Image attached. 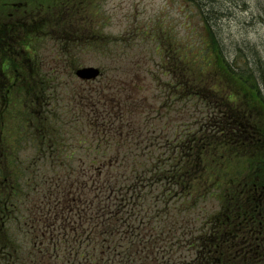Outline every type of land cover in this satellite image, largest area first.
Masks as SVG:
<instances>
[{
	"label": "rangeland",
	"instance_id": "374dc122",
	"mask_svg": "<svg viewBox=\"0 0 264 264\" xmlns=\"http://www.w3.org/2000/svg\"><path fill=\"white\" fill-rule=\"evenodd\" d=\"M20 1L31 2L32 6V0ZM83 2L56 0L53 5L56 7L46 9L43 13L49 12L54 16L49 22L29 23L24 21L26 16L23 12L16 14L22 19L20 23L8 22L4 16H8L11 9L0 7V66L8 58L15 64L14 68H4L5 72L0 74V80L6 82L0 85V148L3 156L0 162L1 172L9 179L8 184L0 185V213L9 211L5 227L0 217V225L3 226L0 228V241L10 246L7 250L9 255L17 257L16 264L29 262L30 257L38 258L41 255V250L35 246L38 225L34 218L38 220L42 217L40 211L44 209L45 203L51 204L53 208L50 221L53 223L60 218L58 229L65 222L67 227L70 226L77 233L83 232L84 226H80L81 202L76 198L80 192L96 193V188L99 191L97 197L100 198H92L93 208L87 211L89 216L85 230L88 224H95L101 218H108L122 230L130 226L127 227V236L133 242L131 247L137 251L134 245L140 235H148L152 229H160L166 216L174 221L179 220L180 224H192L200 218V222L196 220V225L199 227L201 222L209 221L213 223L210 227L213 231L216 228L214 222L223 218L233 223L224 230L227 237L225 245H238L239 255L243 256L239 261L264 264V256L260 257L259 254L261 248L258 250L255 245L261 239L257 234L261 229L259 221L264 220V162H260L261 170L257 173L260 183L254 191L248 189L258 204L256 221L251 223L247 219L241 218L240 221L234 216L228 217V207L238 200L223 198L224 189L234 188L233 181L240 177L237 173L234 174L236 178L232 177V170L236 171L238 167L249 168L258 159H264V148L248 152L239 150L240 153L225 152L224 155L219 153L218 159L226 157L224 175L221 173V180L217 179L219 185H216L214 176L210 175L209 185L199 193L193 192V209L182 206L181 200L185 198L182 194L167 204L163 196V185L157 182L154 186L142 185L140 192L136 193L120 190L121 184L126 186L127 178L130 188L136 182L131 177L134 168L130 162L133 163L134 159L125 160L121 166L123 157L127 155L123 154L138 143L136 136L152 140L150 143L142 142L139 146L138 150H145L146 155L145 160H135V167L153 170L164 160L162 153L165 151L163 143L166 137L158 136L160 128L164 127L165 132L173 134L172 137L180 126L187 131L201 129L206 108L200 100L187 103L178 97L171 110L165 109L164 104L166 92L168 94L170 90L165 85L173 82V74L166 71L173 68L175 56L185 62L187 59L192 60L211 40L205 22L206 15L209 19L210 15L213 18L209 21H212L215 40L226 60L234 66L244 67V64H248L258 75L264 76L261 74L264 73V0H210L208 9L204 7L203 12L202 7L199 8L196 3L189 4L182 0ZM64 3L67 4L63 6ZM64 24L74 25L79 33L70 32L68 29L71 26L64 28ZM28 35H36L35 40L32 36L29 39L30 51L23 48ZM13 48H19V54L12 55L10 49ZM88 66L101 69V77L85 81L76 74L77 69ZM22 73L28 76V80L35 78L30 83H23ZM261 80L264 84L263 78ZM170 88L172 93L176 91ZM231 95L237 101L236 104L231 103L233 107L229 106L232 114L243 116L244 111L248 112L246 109L249 104L251 114L261 117L257 111L264 112V108L259 105V101L249 100L247 103L242 97ZM115 105H119L124 115L118 118L119 121L113 122L118 132L111 138H103L111 146L103 144L99 148L92 147L94 136L99 137L101 131L99 123L96 128L93 125L96 121L93 117L96 113L94 108L98 113L104 108L114 109ZM131 129L133 133L127 135ZM202 130H206L205 126ZM202 130L198 136H201ZM173 140L172 145L175 143ZM53 142L58 148L55 151L50 150ZM147 145L149 147L145 149ZM117 148L123 150L120 158L116 154ZM73 151L74 168H70L68 154ZM104 151H107L108 158L102 160ZM5 152L7 157H4ZM53 152L55 154L52 157ZM249 152L257 154L256 160L247 154ZM97 155L102 162L114 157V162L105 166L103 175L81 173V165L89 166ZM68 171L75 177L70 178ZM108 173L118 176L115 195L108 194L110 185L108 182L104 184L110 178ZM148 177L146 175L145 179ZM84 186L85 189L81 191ZM136 194H140L139 199ZM133 195L135 198L130 200ZM200 195H203L202 198ZM244 197L243 194L239 199L242 204ZM53 199H60L67 213L65 217L63 212L56 210L58 207L52 205ZM129 201H135L137 205L130 208ZM129 210H136L137 215L130 217ZM222 232L217 231L216 236ZM234 232L241 233L237 240H234ZM60 236L66 238V234ZM86 237L93 240L90 242L93 254L95 246H99L93 256L96 263L78 257L80 262L75 264H111L106 260L109 258L106 249L113 242L107 238L109 234L103 235L101 230L96 235L90 232L89 237ZM70 239L61 244L65 245L67 251L72 250L73 256H78L77 251L85 252L86 243L80 247L81 243L75 240L78 238H74L75 241ZM121 241L113 243L120 246ZM187 248L186 244L181 249ZM62 249L59 248L60 258L55 257V261L66 260ZM140 254L143 256L132 264H152L157 261L151 255L146 256L147 253ZM123 258V254L113 257L117 264H127Z\"/></svg>",
	"mask_w": 264,
	"mask_h": 264
},
{
	"label": "trees",
	"instance_id": "16d2710c",
	"mask_svg": "<svg viewBox=\"0 0 264 264\" xmlns=\"http://www.w3.org/2000/svg\"><path fill=\"white\" fill-rule=\"evenodd\" d=\"M196 3L199 8L202 7L203 12L204 7L208 9V3H210V0H208V2L204 1V3L196 0ZM206 18L207 19H205V22L209 27L211 40L199 54L192 58V60L187 59L185 62L175 56L173 68H170L169 71H166V73L170 72L173 74V82L165 85L166 89L169 88L170 90L168 91V94L166 92L167 97L165 98L164 104L165 109L171 110L174 102L178 101V97L181 98V101L187 103H193L195 100H200L203 104V107L206 108V114L202 120L201 129L197 131H193V129L187 131L180 126V128L175 130L174 137H172L173 134H168V132H165L164 127L160 128L158 136L162 135L163 137H166L165 143H163V146H165V151L162 153L164 160L162 164L154 167L153 170H146V167H142V169L135 167V160L142 158L145 160L146 155L145 150H138L139 146L142 145V142L150 143L152 140H144L141 136H136L135 139L139 140L138 143L132 145V147H129L128 151L123 154L127 155L123 157L121 165H124L125 160L130 161L134 159L133 163L130 162V165L134 168L132 169L131 177L132 180H136V182L130 188L127 178L126 186L124 187L123 184H121L120 190L125 189L127 192L133 191L136 193L138 191L140 192L142 185L154 186L155 182H157L163 185V196L165 197L167 204H169L173 198L179 197L180 194H182L185 197L181 200L182 206L186 209H189L193 205L191 204L193 195L201 192L202 189H205L209 185L210 181H208V179L210 175L212 177L214 176L216 185H219L218 180H221L222 176L224 175V165H227L226 157H224L222 160L221 158H217L219 153L224 155L225 152L240 153L239 150L242 152H248L249 150L264 148V112L260 110L257 111V114L261 117L253 115L251 114L252 110L249 109V104H247L246 111L248 112L246 113L244 111L243 116H235L232 114V111L229 107H233L231 103L237 102L234 101L231 95L235 94L239 98L242 97V100H246L247 103L249 100H260L263 104L261 107L264 108V84L260 82L262 81L261 78L264 80V76L258 75L255 70L248 67V64H244V67L230 64V62L226 60L219 44L215 40L212 21H209L213 20V18H211V15L210 19L207 15ZM66 26H71L68 29L70 32L73 31L79 33L78 28H76L74 25H63L64 28H66ZM47 27H49V25H47ZM30 38L31 36L28 35L24 47L28 45ZM20 46H23V43H20ZM4 72L5 71L0 70V74ZM33 79L28 80V76L22 73L21 80L23 83H30L33 81ZM2 81L4 80H0V85L1 83L6 84V82ZM170 87H173L176 91L172 93ZM23 89L24 88L22 85L21 91H23ZM180 105L183 106V104ZM94 112L96 113L93 114V117L97 122L94 121L93 125L96 128L97 124L99 123L101 131L99 133V137L96 135L94 136V146L92 147L99 148L103 144L111 146V143L106 142L103 138H111L113 135H115L117 129L115 128L113 122L119 121L118 118H120L122 114L124 115V113L122 109H120L119 105H115L114 109L113 107L104 108L98 113L94 108ZM249 114L252 116H248ZM204 126L206 128L205 131L202 130ZM201 130L203 132L201 136H198V133ZM131 133H133V129L128 130L126 134L130 135ZM172 138H174V145H172ZM134 147L135 149L137 148V150L133 149ZM146 147L148 148L149 146L147 145L144 148L146 149ZM51 149L54 151L57 150L55 149V146H52ZM121 151L123 150L117 148L116 154L119 158L120 156H123ZM118 152L120 153L118 154ZM252 153L253 152H249L247 154L254 156L253 160H256L257 154L252 155ZM54 154L55 152H53L52 156H54ZM168 155L169 157L166 159ZM74 156V151L68 154V162L71 163V165H68V167L70 168H74L72 165V163L75 162ZM1 158L3 157L0 156V160ZM106 158H108L107 151H104L103 156L101 155V159L104 160ZM113 158H109L110 160L102 162V160L99 158V155H97L89 166L87 164L84 166L81 165L80 172H93L95 176L103 175L105 166L113 164ZM260 162H264V159H258L249 168L242 169V167H238L236 171L235 169L232 170V177H235V173H237L240 177L233 181L234 188L224 189L223 198H230L234 201H238L234 205L228 207V217L234 216L235 218L240 219V221L241 218L244 220L247 219L248 222L251 223L256 221L257 204L254 202L253 196H250L252 194H249L248 189L250 188L254 191L255 186L260 183V178L257 174L259 170H261L262 165ZM163 165L165 166L161 167ZM149 167H151V165ZM145 171L146 175H149L148 179H145ZM67 174L70 176V178L75 177L70 171H68ZM108 176L110 178L104 181V184H107L108 182L110 185L109 188L111 190L107 193H114L115 195V190H117L116 188L119 184L117 181L118 176H113L110 173H108ZM6 183L8 184L7 181ZM0 185H2L1 182ZM211 186H213V183ZM99 188L101 189V187ZM177 188H179V190H177ZM84 189L85 186L81 191ZM94 191L96 193L90 191L82 194L80 192L78 195L79 197L76 198L81 202V208H79V211L81 213L82 225L80 226L82 228L84 226V231L81 233H77L75 229H72L70 226L67 227L65 222L63 223V226H61V229H58L57 224L60 218L55 219L53 223L50 221L53 208L51 207V204L48 203L43 204L45 207L44 209L42 208V211H40L42 217L38 220H36V217L34 218L38 227L42 228V231H49L51 235L50 238L54 240L53 247H43L40 255L51 257L50 264H60L58 259L55 261V257L58 258V256H60L59 248L63 247L62 250L65 251H63V256H73L72 250L69 252L67 251L68 249H65V245H61L62 242L64 243V241H71L70 238L73 240L74 238H78L75 240L81 243L80 247H83L84 243L87 245L85 252L77 251L76 254H78V257H80L79 259L96 263V259H93V256H95L97 253L99 246H95V252L93 254L90 245V242L93 240L87 238L86 235L89 237L90 232H94L96 235L101 230L103 235L109 234V237L107 238H111L113 242L122 240L120 246L119 244H114L111 242L106 249V253L109 258H104V260H108V262L111 264H117V261H115L113 257H117L118 254H123V259L125 262L127 264H132L134 263V260L143 256L140 254L141 252L147 253L146 256L148 257L151 255L157 259V261H153L152 264H247L245 261H239L243 256L239 255L240 249L238 245H233L232 247L225 245V240L227 237L224 230L227 229L228 225H233V223L230 221H225L223 218L214 222L216 228L213 231L210 230V227L213 223L209 221L201 222L200 226L198 227L196 225V220L200 222V218L196 219L192 224L183 222L182 225L179 223V220L174 221L173 219L171 220L169 216H166L160 229H152L148 235L144 234L142 236L140 235V237L138 236L140 239H138V242L134 245V247H137V251L131 247L133 246V242L129 240L127 236V233H129L127 227L130 228V226H127L122 230L118 225H113L114 222L109 221L108 218L105 220L101 218L95 224H88L87 230H85L87 218L89 216L87 211L93 208L92 198H100V196L97 197L99 191H97L96 188ZM207 191L208 189L205 190V192ZM102 192L103 191L101 190V193ZM243 194L245 197L244 203L242 204L241 200L239 199ZM136 195L139 199L140 194ZM111 196L113 197V195ZM202 196L203 195H200V198H202ZM134 198L135 196L133 195L130 200H133ZM52 202V205L58 207L56 210L63 212V216L65 217L67 213H65V209L61 206L62 203L60 199H53ZM129 205L130 208H133L137 205V203L135 201H129ZM47 210L48 213L46 214ZM135 215H137L136 210H129L130 217ZM184 215H186V213H184ZM6 216L8 217L6 211L0 213L2 223L6 220ZM217 231L223 232L221 235L216 236ZM69 232L72 233V235ZM84 232H86V234L81 235ZM60 234H66V238H60ZM240 234L241 233L234 232V240H237ZM105 242L106 241H104V243ZM141 243L143 245H141ZM186 244L188 248L181 249L183 246H186ZM235 244L238 243L235 242ZM2 248L3 243L0 242V255H9L8 252H3L1 250ZM6 249L9 250L8 248ZM149 249L151 250L150 255L148 252Z\"/></svg>",
	"mask_w": 264,
	"mask_h": 264
},
{
	"label": "flooded vegetation",
	"instance_id": "af4514ba",
	"mask_svg": "<svg viewBox=\"0 0 264 264\" xmlns=\"http://www.w3.org/2000/svg\"><path fill=\"white\" fill-rule=\"evenodd\" d=\"M56 0H32V6L30 7V3L23 2L20 0H0V7L6 9H11L8 11V16H4L8 22H15V23H20L22 21L21 17L16 15L21 12L24 13L25 20L28 21L29 23L31 22H49L51 21L54 16L47 12V14H43L46 12V9L49 8H54L56 6H53ZM84 1L83 3L90 1V0H81ZM184 2L186 1H191V0H182ZM82 3V4H83ZM67 3L62 4L65 6ZM31 14V15H30ZM16 43V41H14ZM10 52L12 55H17L19 54L18 50L10 49ZM9 66V63L8 65ZM261 229L258 230V236H261L260 242L256 245V248L259 250L261 248V252L259 253L260 257L264 256V220L259 221L258 225ZM1 242V241H0ZM3 243V242H2ZM45 241H41V244L43 245ZM48 246L52 244V241L46 242ZM3 252H7L6 245L3 243V248L1 249ZM15 256H9V255H0V264H16ZM51 257H46V256H40L38 258L36 257H30L29 262L26 261H21V264H50Z\"/></svg>",
	"mask_w": 264,
	"mask_h": 264
},
{
	"label": "water",
	"instance_id": "95a60500",
	"mask_svg": "<svg viewBox=\"0 0 264 264\" xmlns=\"http://www.w3.org/2000/svg\"><path fill=\"white\" fill-rule=\"evenodd\" d=\"M76 73L82 79H96L100 75V69L88 66L78 69Z\"/></svg>",
	"mask_w": 264,
	"mask_h": 264
}]
</instances>
